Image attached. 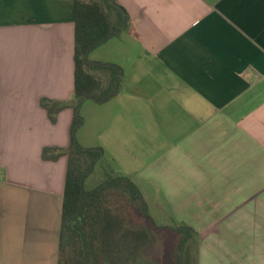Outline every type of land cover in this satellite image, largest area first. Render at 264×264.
Instances as JSON below:
<instances>
[{"label":"crops","instance_id":"crops-1","mask_svg":"<svg viewBox=\"0 0 264 264\" xmlns=\"http://www.w3.org/2000/svg\"><path fill=\"white\" fill-rule=\"evenodd\" d=\"M119 2L132 28L91 58L122 91L83 104L80 143L161 194L197 264H264V0ZM74 93L75 0H0V264L59 262L68 157L43 151L69 146Z\"/></svg>","mask_w":264,"mask_h":264},{"label":"trees","instance_id":"trees-1","mask_svg":"<svg viewBox=\"0 0 264 264\" xmlns=\"http://www.w3.org/2000/svg\"><path fill=\"white\" fill-rule=\"evenodd\" d=\"M132 28L128 10L119 0H75V93L71 141L67 148H45L44 158L68 157L58 264H141L157 224L139 185L128 175L116 173L101 146L86 147L78 139L85 123L82 106L87 101L104 104L123 87L124 68L115 62L91 58L97 48ZM69 105L43 100L53 122ZM105 163L107 165H105ZM104 177L93 181L98 168ZM112 169V170H111ZM133 205L143 221L131 225L112 200ZM177 236L175 263L184 264L196 231L184 224L169 227Z\"/></svg>","mask_w":264,"mask_h":264},{"label":"rangeland","instance_id":"rangeland-1","mask_svg":"<svg viewBox=\"0 0 264 264\" xmlns=\"http://www.w3.org/2000/svg\"><path fill=\"white\" fill-rule=\"evenodd\" d=\"M119 43L120 41L116 39L113 41V43H111L112 45H105L102 47V49L96 51L95 55L98 56L99 54L107 52V50L111 47L112 51L116 52V46H118ZM111 162L112 163L110 164V167L116 172L119 168L113 158L111 159ZM105 165L107 164L105 163ZM104 173V170L99 167L93 177V181L101 180L104 177ZM156 197L159 205H154L153 200H151V213L154 216L157 224L164 227L152 230V240L145 248L140 262L141 264H176L175 252L177 236L171 231V229H169V227L175 226L176 222L173 220V218H171L169 213H165L167 207L163 203L161 194L159 193ZM112 201L113 208L120 206L122 213L128 218V221L131 225H137L143 221L141 214L133 205L128 203L122 204L120 197H116ZM196 247L197 245L195 244V241L188 246V250L184 255V264H197L198 251H196Z\"/></svg>","mask_w":264,"mask_h":264}]
</instances>
